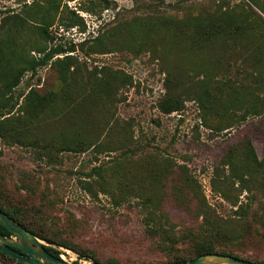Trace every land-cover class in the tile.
<instances>
[{"label":"rangeland","instance_id":"374dc122","mask_svg":"<svg viewBox=\"0 0 264 264\" xmlns=\"http://www.w3.org/2000/svg\"><path fill=\"white\" fill-rule=\"evenodd\" d=\"M109 1L0 0V204L72 264L189 255L210 223L264 260V0ZM215 13L240 30L192 49L197 19ZM56 46L76 48L86 91L51 62L7 88ZM31 91L58 97L31 116ZM247 139L262 166L242 178Z\"/></svg>","mask_w":264,"mask_h":264},{"label":"trees","instance_id":"16d2710c","mask_svg":"<svg viewBox=\"0 0 264 264\" xmlns=\"http://www.w3.org/2000/svg\"><path fill=\"white\" fill-rule=\"evenodd\" d=\"M106 4H109V0H105ZM59 4L57 3V7L59 8ZM225 15V13H215L210 19L208 18V21L205 22L202 19H197V24H196V29L194 30V39L191 40L190 46L192 49H199L201 51H205L209 44L214 42L218 37L221 36H227L228 34L233 35L237 33L240 30L241 25H237L238 20L233 19L230 23L228 21L222 20L220 16ZM78 16V15H77ZM246 20V19H245ZM246 23L245 21H243ZM53 24V20L45 22L46 26L41 27L43 30V33L46 36H49L51 33L50 31V26ZM70 24H77V23H70ZM71 26V25H70ZM247 25H245L242 29L246 28ZM75 47H70V48H65L63 46H56L52 47L51 49H43V55L39 57H35L31 60L28 61L27 66L20 68L13 78V80L9 83H7V88L10 90L13 86H16L24 72L28 69L36 71V69L39 66H44L48 64L49 62L52 63V65L58 70L60 77L63 80V83L65 85H72L75 89L71 90L72 92H75V94H80L86 88V83L82 79L81 82L80 80V75L77 72V69H79V66L77 65V60L74 57L73 54H70V52L75 51ZM59 54H64V57L58 56ZM205 75L206 77H211L214 76V73H210L209 70H205ZM70 76H75L76 78H72ZM262 86L264 87V81L262 83ZM70 91V90H69ZM66 97H71L74 95V93H69L68 91H64L62 93ZM70 94V95H68ZM205 94H208V90H205L204 93L200 96L203 98L205 97ZM58 97L57 93H50L49 95L41 96L37 92L31 91L27 97V102L26 105L29 108L30 114L32 115H38L45 111L46 108H48L52 102L55 100L54 97ZM172 103L168 104V108H165L166 112H172L174 110L180 109V100L176 99L175 101L172 100ZM174 103L176 105H174ZM76 147H70L71 148H81L78 145H75ZM245 158H246V168L248 167L249 172H242V178L243 176H246L245 174H250L251 172H254L253 168L254 166H262V161L259 159V156L256 152L255 146L252 142V140L247 139L245 142ZM235 169V167H233ZM254 175V173L252 174ZM264 178V177H263ZM264 183V180H263ZM0 208L4 210L6 213H8L14 220L18 221L21 223L23 226H25L27 229L35 233L37 236L42 237L44 239H47L51 242H55L51 237H49L43 230V228L36 226L35 224L29 223L28 219H26V215H24V212L21 213L18 211H14L13 209H10L8 207L2 206L0 204ZM219 226H215V224L210 223V227L208 228V231L212 233V237L209 239H206L204 241L200 242H195L194 246L192 247V252L189 253V255H182V254H171L166 261L163 260H156L151 262V264H170L174 262H183V261H188L193 258H196L202 254L206 253H222V254H228L232 255L241 259H245L247 261L254 262L256 264H264V260L260 259H254L251 256L245 255L244 253L238 252L236 249L232 247H228L226 243L222 240L217 239L216 233L219 231ZM0 233L3 234L4 236H10L12 235V232L7 229L4 225L0 223ZM228 239V236L226 237ZM218 240V242L216 240ZM60 245H67L61 242H58ZM46 246L48 251H50L52 254L55 256L60 257V252L55 249L54 247L51 246ZM1 256L8 257L9 259L17 262L18 264H25L17 260L16 258L0 251ZM101 264H119L116 261H110L108 263L100 262L99 260L97 261Z\"/></svg>","mask_w":264,"mask_h":264},{"label":"water","instance_id":"95a60500","mask_svg":"<svg viewBox=\"0 0 264 264\" xmlns=\"http://www.w3.org/2000/svg\"><path fill=\"white\" fill-rule=\"evenodd\" d=\"M0 223L12 232L10 236L0 233V251L25 264H72L55 256L35 233L27 229L0 208ZM89 264H101L91 261ZM170 264H256L245 259L222 253H206L183 262Z\"/></svg>","mask_w":264,"mask_h":264}]
</instances>
